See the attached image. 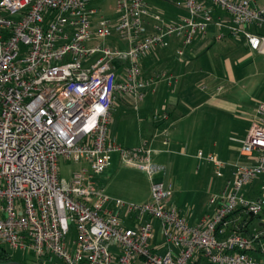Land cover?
I'll return each instance as SVG.
<instances>
[{"label":"built area","instance_id":"obj_1","mask_svg":"<svg viewBox=\"0 0 264 264\" xmlns=\"http://www.w3.org/2000/svg\"><path fill=\"white\" fill-rule=\"evenodd\" d=\"M94 1L0 0V247L59 264H264V222L248 231L263 212L264 183L258 197L242 194L264 175V103L246 136L232 139L249 163L233 165L208 198L212 211L194 225L170 204L172 185L152 181L163 169L147 143L128 149L109 136L117 96L142 102L156 84L142 76V58L172 39L188 46L211 25L262 52L264 9L251 0H182L185 15L169 20L147 0H114L112 16L90 8ZM113 153L146 173L150 201L127 204L103 192L97 177ZM60 158L85 165L66 181ZM196 158L223 177L226 164L214 154Z\"/></svg>","mask_w":264,"mask_h":264},{"label":"crops","instance_id":"obj_2","mask_svg":"<svg viewBox=\"0 0 264 264\" xmlns=\"http://www.w3.org/2000/svg\"><path fill=\"white\" fill-rule=\"evenodd\" d=\"M147 1L152 6L153 0ZM251 1L261 7L260 9H264L262 1L258 0L257 3L255 0ZM175 6H179L180 12L173 13L166 6L170 13L168 16L171 17L169 20L185 15L182 0ZM212 14L214 19L219 18L224 24L228 22L224 13L218 9L213 8ZM112 15L113 12L110 16ZM232 38L225 28L219 29L216 25H211L204 36L195 39L188 46H183L178 39H172L167 48L150 52L140 60V68L142 76L146 79H155L156 84L147 91L142 102L137 103L125 95L117 96L111 111L109 136L118 144L112 135L111 125L116 123L121 126L124 123L127 130H132L137 123L138 133L149 137L146 143L151 151L150 160L154 164L157 159L163 160L164 155L171 153V147L181 146L178 140L180 133L182 136L186 135L185 138L188 140L185 141V145H189L188 141L193 142L196 138V132L203 130V134L197 138L198 141L202 140V147H207L206 154H214L226 164L222 170L223 177L216 178L213 167L210 164H200L196 158L197 153L193 155L197 161L196 170L201 171L204 193L207 196L220 192L224 181L230 178L233 165L249 161L240 156L239 144L232 139H242L246 136L251 123L258 119L256 105L264 103V87L257 86L253 88L254 91L251 89L250 92H245L247 89L242 85L249 73L248 68L254 63L247 62L248 59L255 55H264V46L262 52H253L242 38L237 37L236 40ZM221 81L224 90L222 93H216L215 83ZM205 82H208L211 88L203 89L201 86ZM162 113L167 114L166 120L159 122L153 120L155 114ZM126 148L135 149L130 146ZM179 153L185 155V150L181 147ZM110 160L109 157V164ZM105 171L97 177L99 185L103 181ZM154 177L152 181H159ZM149 181L151 182L150 179ZM261 185L246 191L244 195H248L247 198L258 197ZM177 201L174 196L170 197V204L187 220L183 207L178 205ZM145 202L148 201L137 204ZM204 209L203 207L202 213ZM196 223L188 222L190 225ZM160 244L161 238L154 241L152 247H158ZM158 253L162 254L164 250L160 249Z\"/></svg>","mask_w":264,"mask_h":264},{"label":"rangeland","instance_id":"obj_3","mask_svg":"<svg viewBox=\"0 0 264 264\" xmlns=\"http://www.w3.org/2000/svg\"><path fill=\"white\" fill-rule=\"evenodd\" d=\"M257 1L258 0H255L256 3ZM259 1H262L264 4V0ZM180 2L181 0H153L152 3L155 6L152 4L150 7L153 12L162 14L167 17L166 19H170L171 17L168 16L170 13L166 10V6L169 7L168 10H171L173 13L180 12V9L178 8L179 6H175ZM113 6L114 0H98L89 4L90 8L100 10V13L105 16H110L113 11ZM232 39L236 40L234 37ZM109 43L111 44V42ZM249 61H253L254 63L248 68L247 71L249 73L242 83L247 89L245 92H250L251 89L257 86H259V88L260 86L261 88L264 87V55H255L253 58H249L247 62ZM222 82L223 81H221V83H215L214 89L216 93L223 92L224 84ZM201 87L203 89H206V87L211 88L208 82H205ZM259 88L256 90L258 91ZM258 105L259 104L256 105V109ZM131 117L133 119V115H131ZM132 124H134V122ZM111 130L113 137L117 139L118 144L122 145L121 147L123 148H126L127 146L135 148L141 147L149 139V137L140 135V132L138 133L137 123L132 130H127L124 123L121 124V126L115 123L111 125ZM180 134L181 135H178L179 138H177L181 146L178 148L175 146L171 147V153L164 155L163 160H160L159 158L155 164L153 163L155 166L163 169L161 173L154 177V179L169 182L172 185L171 197L174 196V198H177L178 205L183 207V213H185L188 222L196 223L200 220V217L202 218L203 216H206L211 210V207L207 205L209 195L207 196V194L204 193V183L201 178L202 175H200L201 171L196 170L197 161L193 157V155L198 152L206 154L207 147H202V140L199 139L200 141H198L197 138V136L203 134V130H198L196 132V138L193 139V142L188 141L189 145H185V141L188 140L185 138L186 135L182 136L183 134ZM181 147L185 150V155L179 153ZM110 158V164L105 171L103 181L101 182V185L98 184L107 196L109 195L110 198L121 200L127 204H137L143 201H150L151 182L147 175L138 171L135 167L123 162L118 153H113ZM166 159L168 161H166ZM246 163H249V161ZM84 165V163H75L60 158L58 161V176L61 179L69 181L71 174ZM263 182L264 175L248 185L243 190L242 194H246V191L257 188V186L261 185ZM203 207L205 209L202 213L201 210ZM262 221L264 222V209L262 214L251 221L248 231L253 232V230L258 229V224ZM153 224L154 240L152 241V244L154 241H159L161 238L160 228L157 222H154ZM262 243H264V239L262 240ZM11 256L16 261L24 264H59L54 259H47V257L38 260L30 252L14 251L11 252ZM253 257L259 258L255 255ZM135 264L141 263L136 262Z\"/></svg>","mask_w":264,"mask_h":264},{"label":"trees","instance_id":"obj_4","mask_svg":"<svg viewBox=\"0 0 264 264\" xmlns=\"http://www.w3.org/2000/svg\"><path fill=\"white\" fill-rule=\"evenodd\" d=\"M255 218H257V217H255ZM254 217L251 219V221L252 220H254L255 219ZM246 233L247 234H249V232L248 231H246ZM24 264V263H22V262H18V261H16L12 256H11V253L8 251V250H6V249H4V248H2V247H0V264Z\"/></svg>","mask_w":264,"mask_h":264},{"label":"water","instance_id":"obj_5","mask_svg":"<svg viewBox=\"0 0 264 264\" xmlns=\"http://www.w3.org/2000/svg\"><path fill=\"white\" fill-rule=\"evenodd\" d=\"M17 264V263H16ZM19 264V263H18Z\"/></svg>","mask_w":264,"mask_h":264}]
</instances>
